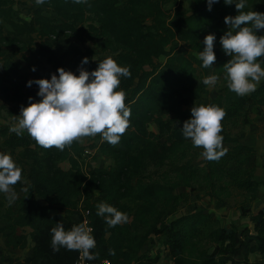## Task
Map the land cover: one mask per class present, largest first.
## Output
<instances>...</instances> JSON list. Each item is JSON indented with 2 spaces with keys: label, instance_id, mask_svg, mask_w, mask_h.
<instances>
[{
  "label": "trees",
  "instance_id": "obj_1",
  "mask_svg": "<svg viewBox=\"0 0 264 264\" xmlns=\"http://www.w3.org/2000/svg\"><path fill=\"white\" fill-rule=\"evenodd\" d=\"M21 1L0 0V47L25 52L29 49L26 38L37 35L43 39L42 47L53 50L54 70L63 67L77 74L81 66L88 71L96 69L99 60L111 54L131 70V77L121 78L117 89L124 91L131 116L129 128L115 146L99 134L87 137L96 140L91 147L112 160L110 166H94L87 160L94 151L89 152L81 140L63 151L45 149L26 131L22 136L11 132V124L0 129L2 147L22 169V180L14 189H28L16 199L17 208L9 206L4 216L8 224L0 227V233L6 249L0 263L75 264L78 251L52 250L51 229L58 222L66 230L78 225L88 210L96 240L91 251L97 257L91 261L156 264L159 256H151L144 248L157 236L169 249L174 264H264V208L252 217L255 232L249 227L225 226L203 209L182 212L197 190L221 203L240 194L249 195L251 200L258 196V152L243 140L251 114L264 108V82L249 95L230 91L223 65L231 57L220 44L229 27L225 17L238 14L235 4L219 0L209 11L207 0H191L192 11L186 12L178 7L179 0H88L86 4L47 0L43 5L24 0L33 3L31 19L26 20L16 9ZM170 2L175 3L174 11L167 7ZM259 2L256 11L264 12V0ZM5 25L11 27L9 33ZM209 33H215L222 55L206 69L198 54ZM73 38L101 41L103 56L96 60L94 47L83 50L70 45ZM179 40L187 52L177 51ZM161 56L167 57L164 63L158 61ZM84 57L89 62L81 65ZM212 74L225 86L210 89L199 83ZM22 88L19 85L14 90L1 84L0 96L18 102L20 110L30 103L29 97L41 99L38 87ZM194 104L217 105L226 113L221 135L227 152L218 161L206 160L203 167L194 162L203 149L183 137L178 122L179 117L183 122L191 117H178L180 109ZM153 123L158 131L151 129ZM64 162L70 167L64 168ZM100 202L126 212L129 222L109 228L97 215ZM173 215L175 219L169 221ZM29 248L25 257L12 253ZM254 253L258 260L251 259Z\"/></svg>",
  "mask_w": 264,
  "mask_h": 264
},
{
  "label": "clouds",
  "instance_id": "obj_2",
  "mask_svg": "<svg viewBox=\"0 0 264 264\" xmlns=\"http://www.w3.org/2000/svg\"><path fill=\"white\" fill-rule=\"evenodd\" d=\"M43 5L47 0H34ZM86 4L88 0H73ZM219 0H207L208 10ZM225 4H235L238 14L226 16L228 30L220 38L223 51L231 57L224 65L225 79L230 91L245 96L256 91L264 81V12L244 11L247 0H224ZM215 33L204 37L203 49L198 54L203 68H211L216 61ZM89 62L84 57L81 65ZM36 70L35 67L32 69ZM58 75L51 78L30 79L27 86H38L40 100L29 97L30 103L22 107L19 118L9 130L18 136L26 131L36 143L45 149L56 148L63 151L74 141L84 137L101 136L103 141L115 146L129 128L131 110L125 104L124 91L117 90L121 78H130L128 66H121L112 56L99 60L98 67L88 71L82 66L79 74L60 67ZM219 80L216 74L205 76L206 86H215ZM226 113L223 108L212 104H200L191 109V117L182 127V135L196 148H202L201 156L209 161L219 160L227 152L224 147L222 120ZM22 180V169L9 153L0 152V193L7 194L8 203L18 198L14 186ZM23 191L27 192L25 187ZM97 215L104 218L109 228L129 222L126 212L106 202L97 204ZM93 229L87 223L73 225L66 230L62 223L51 229V247L54 252L61 248L78 251L81 259L95 260L91 251L96 247ZM114 255V250L112 251Z\"/></svg>",
  "mask_w": 264,
  "mask_h": 264
},
{
  "label": "rangeland",
  "instance_id": "obj_3",
  "mask_svg": "<svg viewBox=\"0 0 264 264\" xmlns=\"http://www.w3.org/2000/svg\"><path fill=\"white\" fill-rule=\"evenodd\" d=\"M257 4H258V0H247L246 8L256 11ZM167 6H169V8L172 9L173 11L175 10V5L172 2H170ZM178 7H181L184 11L187 10L186 12L192 11V8L186 5L185 2L179 3ZM16 9L17 12H19V14L22 17H24L26 20L31 19L32 9H33L32 2L22 0L18 5H16ZM45 11L47 12V10ZM4 29L6 33H9L12 30L9 25H5ZM26 40L28 42L29 49L26 50L25 52L19 50L18 48L7 47V46L0 47V85L2 84L3 86L4 85L11 86V88L14 90L19 85H23V88L21 90L30 89V88L35 89L38 87L35 84H33L31 87L27 86V82L30 79H37V78L50 79L53 73H56L58 75V72L54 70V65H53L54 63L52 61L53 50L49 49V47L47 46L42 47L41 43L43 42V39H41L37 35H34L32 39L26 38ZM177 43H178L177 45L178 52L184 53L188 51L187 47L181 40L177 41ZM70 45L81 48L83 50H86L88 47L92 46L98 52L95 55L96 60H99L103 56L101 50L102 49L101 41L82 42L77 38H73L70 41ZM214 48L216 50L215 52L216 57L218 56L220 57L222 55V52L218 41H215ZM106 56L108 57L112 55L108 54ZM166 58H167L166 56H161L158 61L164 62ZM33 67L36 68L35 71L32 70ZM261 83L262 81L260 82V84ZM218 84L220 85L221 88L225 86V83L218 81L215 86L212 87L209 86V87L210 89H214ZM13 92L14 91H12V93ZM19 105L20 104L16 101H6L0 96V129L10 124L12 125V123L18 119L17 114L14 115V113L11 112L12 110H16V111L20 110ZM193 106L194 105L183 106L180 109V111L177 113L178 117L186 114H191V109ZM179 120H178V122L180 123L179 125L183 127L184 122L182 120V117H179ZM246 128H247V133L243 141L246 144H248V142H253L254 143L253 146L256 147L257 152L259 154V157L257 159L259 166L256 175L258 180L261 182V184H260V190L258 192V198H256L255 200H251L249 195L240 194L237 197L229 200L227 203H221L211 199L208 195H206L205 191L197 190L192 194L190 203L182 209L183 213L193 212L196 210L203 209L207 212L213 213L215 217H218L220 220L224 222L225 226L236 225L239 226V228L249 227L252 229L253 232H255L254 223L253 222L251 223L252 217L256 215L259 209L264 207V167H263L264 160H263V156H261L262 153L261 149L264 144V108L261 112L256 110L251 114L250 124ZM151 129L154 131L159 130L158 126L155 123L151 125ZM97 140L99 142V139ZM95 141H96L95 139H89L87 137L81 139V143H83L87 147V149H89L88 150L89 152L96 151V148L91 147V145ZM0 152L9 153L12 156L9 150L2 147L1 137H0ZM200 152L202 153V151ZM201 153L195 156L194 162L197 165L203 167L205 165L206 159H204L201 156ZM12 158L15 160V157L12 156ZM86 159L95 161L94 163L96 164V166L110 165L109 162L105 161L106 159L104 158V156L97 155L95 159L94 154H89V157H86ZM63 166L67 168L69 165L63 164ZM15 192L17 193V196L23 193L22 190H15ZM0 203H1L0 204V208H1L0 227H1L3 223L7 222L4 216H6L8 207L13 206L14 208H17V205H16V200L15 202L9 204L8 196L7 194L4 193L0 195ZM242 210L249 212L246 215L249 216V218L242 217L243 216ZM173 219H175V215L170 217L168 220L171 221ZM249 219H251V221ZM1 243L2 242H0V256L1 253L5 251ZM30 251L31 248L22 251L18 250V253L16 251L12 253L18 257H25ZM144 251L148 252L153 257L159 256V260L156 264H174L173 256L170 254L169 249L163 247V245L158 242L157 236L153 239V241L149 242V244L144 248ZM251 258L252 260H256V259L258 260L259 256L256 257L253 254Z\"/></svg>",
  "mask_w": 264,
  "mask_h": 264
},
{
  "label": "crops",
  "instance_id": "obj_4",
  "mask_svg": "<svg viewBox=\"0 0 264 264\" xmlns=\"http://www.w3.org/2000/svg\"><path fill=\"white\" fill-rule=\"evenodd\" d=\"M178 2H179V3H180V2H182V3L185 2V4L188 5V6L191 7V8H193V6H194L193 1H191V0H179ZM172 3H174V2H172ZM259 3H260V2H259V0H258L257 7H258ZM168 4H169V3H168ZM174 5H175V3H174ZM167 7L169 8V6H167ZM257 7H256V8H257ZM186 11H187V10H186ZM190 12H191V11H190ZM216 41H217V40H216ZM214 49H215V48H214ZM215 52H216V50H215ZM220 57H221V56H220ZM220 57H219V56L216 57L217 60H219ZM165 61H166V60H165ZM165 61H164V62H165ZM164 62H162V63H164ZM263 82H264V81H262V83H263ZM262 83H261V84H262ZM261 84H260V85H261ZM257 87H258V86H257ZM30 89H31V88H30ZM13 93H14V92H13ZM20 112H21V110H19V111H17V112H14V115H16V114L19 115ZM18 118H19V117H18ZM82 144H83V143H82ZM248 144H249V145H252V146L254 145L253 142H248ZM255 148H256V147H255ZM261 150H262V151H261V152H262V153H261V156H263V155H264V144H263V147H262ZM93 154L96 155V156H97V155H99V156H104V155H102L101 153H99V152L97 151V149H96V151H94ZM96 156H95V159H96ZM258 157H259V154H258ZM104 158L106 159V160H105L106 162H109L110 165L112 164V160H111L109 157L104 156ZM15 160H16V159H15ZM90 162H91L94 166H96V164L94 163L95 161H91V160H90ZM63 164H68L69 166H68L67 168L70 167V163H69V162H64ZM110 165H108V166H110ZM102 166H104V165H102ZM258 166H259V164H258ZM63 167H64V166H63ZM64 168H65V167H64ZM67 168H66V169H67ZM256 174H257V173H256ZM256 177H257V175H256ZM257 179H258V178H257ZM259 190H260V188H259ZM257 198H258V196H257ZM254 200H255V199H254ZM259 200H260V199H259ZM263 208H264V207H263ZM263 208H261V209H263ZM0 209H1V208H0ZM261 209H259V211H260ZM259 211H258V212H259ZM258 212H257V213H258ZM257 213H256V214H257ZM241 214H242V213H241ZM242 215H243L242 217L249 218V216H246L245 214H242ZM217 218H218V217H217ZM249 220L251 221V219H249ZM249 220H248V221H249ZM250 221H249V222H250ZM221 222L223 223V225H225L224 222H223L222 220H221ZM243 222H245V221H243ZM246 222H247V221H246ZM251 223H252V221H251ZM7 224H8V223H3L2 226L7 225ZM234 224H235V223H234ZM28 230H29V229H28ZM0 237H1L0 242H2L1 245H2V247H3L4 249H6V245H5V237L2 235V233H0ZM3 248H1V249H3ZM11 251H14V250H11ZM16 252L18 253V251H16ZM144 252H145V251H144ZM252 255H253V254H252ZM254 255H255L256 257L258 256L256 253H254ZM251 259H252V258H251ZM0 264H5V263H0Z\"/></svg>",
  "mask_w": 264,
  "mask_h": 264
},
{
  "label": "built area",
  "instance_id": "obj_5",
  "mask_svg": "<svg viewBox=\"0 0 264 264\" xmlns=\"http://www.w3.org/2000/svg\"><path fill=\"white\" fill-rule=\"evenodd\" d=\"M88 214H89V211L87 210V211L85 212V215H84L83 220L81 221V220L79 219V224H80V223H85V222H86L87 225L93 229V227H92V225L90 224V221H89V219H88V217H87ZM92 234H93V232H92ZM75 264H112V263H111V261H110L109 259H104V260H102V261H98V262H95V261H89V260H84V259H81V254H80V252H78V257H77V259H76V261H75Z\"/></svg>",
  "mask_w": 264,
  "mask_h": 264
}]
</instances>
